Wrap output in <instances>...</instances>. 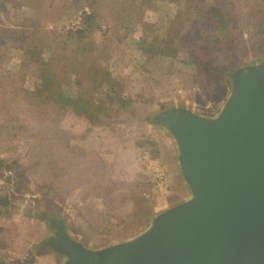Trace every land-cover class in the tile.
<instances>
[{
  "label": "rangeland",
  "instance_id": "rangeland-1",
  "mask_svg": "<svg viewBox=\"0 0 264 264\" xmlns=\"http://www.w3.org/2000/svg\"><path fill=\"white\" fill-rule=\"evenodd\" d=\"M24 1L0 0V44L16 41L24 15L19 5ZM84 1L36 0L38 9L34 10L38 18L42 14L43 28L60 36L83 29L84 17L94 11ZM113 1L122 9L130 6L124 0H104L100 12L106 10L102 13L107 17L102 22L105 27L96 29L92 37L99 50L95 55L100 64L98 79L104 86H115L116 91L124 86L127 106L120 108L119 104L112 113L99 116L69 113L58 120L56 112L29 105L27 93L22 94L25 100L11 93L0 97V195L5 196L0 198V260L8 264H59L60 256H48L44 247L36 245L45 226L43 219L66 220L75 237L98 249L134 236L154 212L184 197L176 146L164 128L152 123L154 117L172 107L215 114L228 95L229 71L238 63L264 57V37L253 34L245 16L242 24L241 18L237 20L239 40L223 47L205 65H189L179 41L173 40L170 47L176 54L175 64L157 72V63L150 64L136 46L138 38L154 34L156 22L174 18L178 4L136 0L145 16L143 26L140 21L134 27L133 22L128 27L116 25L105 34L106 23L113 21L109 6L117 8ZM190 36L198 41L197 35ZM8 44L1 48L0 65L7 63L17 86L34 90L40 73L54 68L52 52L42 51L41 60L34 62L24 57L17 44ZM3 50L11 54L6 60L1 56ZM141 83L143 89L137 90ZM80 90L73 82L68 92L75 95ZM3 119H9L10 125L2 127ZM143 133L159 144L154 152L157 159L149 163V169L140 147L123 145Z\"/></svg>",
  "mask_w": 264,
  "mask_h": 264
},
{
  "label": "water",
  "instance_id": "water-1",
  "mask_svg": "<svg viewBox=\"0 0 264 264\" xmlns=\"http://www.w3.org/2000/svg\"><path fill=\"white\" fill-rule=\"evenodd\" d=\"M227 81L215 114L172 107L152 121L176 146L184 197L103 248L56 217L42 220L36 245L59 264H264V57L238 63Z\"/></svg>",
  "mask_w": 264,
  "mask_h": 264
},
{
  "label": "trees",
  "instance_id": "trees-1",
  "mask_svg": "<svg viewBox=\"0 0 264 264\" xmlns=\"http://www.w3.org/2000/svg\"><path fill=\"white\" fill-rule=\"evenodd\" d=\"M124 1L126 4H130L127 9H122V5H119L117 1H113L117 4V8L109 6V14L113 16V21L110 19L106 23L107 26L103 30L105 34L111 33L112 27L116 25L128 27L133 22L132 27H134L140 21V26H143L141 21L145 19V16H143L144 13L142 14L137 1ZM167 1L178 4L179 7L174 12L175 17L170 20L163 19V21L156 22V32L141 35L136 45L140 48L142 54L147 56L146 58L150 64L157 63V72L162 69L161 67L167 68L175 64L176 54L170 47L173 40L179 41V50L181 53L186 54L184 60L189 65L195 68L202 66V64L205 65L206 62L204 61L216 56L223 47L231 46L239 40L241 35L238 31L237 20L241 18L240 24H242L245 16H248L246 19L249 20L253 34L264 37V0ZM24 2L19 5L20 8L22 7L24 15L20 16V29L16 30L14 37L16 41L7 44H17L19 46L18 50H23L24 57L34 62L40 61L41 52L47 49L52 52L51 61L54 68L51 71L41 72L37 87L29 91L14 83L13 74L7 67V63L0 65V76L2 78L0 80V97L3 94L11 93L10 95L17 94L23 98L22 94L27 93L26 100L23 99L29 105L39 110L56 112V115L59 114L56 117L58 120L69 113L82 116L83 114L99 116L108 112L112 113L119 104L120 108L123 107L122 104L127 106L126 94L123 91L124 86L118 89L120 91H116L115 86L110 83H106L104 86L98 79L100 64L95 55L99 50L92 33L96 29L102 30L105 27L102 22L107 20V17L106 14L102 15L104 11L100 12L104 0H85L83 4L89 3L94 11L84 17L83 29L67 31L62 35L57 32L60 36H57L52 30L43 28L42 14L38 18L34 10L37 8L36 0H25ZM104 13H106V10ZM1 23L0 21V34L3 27ZM22 34L25 36L21 39ZM199 34H202L205 40H202L203 37L200 38ZM190 35H197L198 41H195V37ZM18 40L22 42L17 43ZM7 44H0V51ZM9 55L11 54L5 50L1 53L2 58L5 60ZM143 76L144 74L141 76L142 82ZM73 82L76 89L81 90L79 92L75 91L77 92L75 95H69L68 91ZM141 87L143 89L144 84H139L137 90H140ZM72 98L75 101H72ZM0 105H2V100H0ZM8 121L9 119H3L1 122L2 127L10 125ZM49 121H52V119ZM99 124L98 126L102 125ZM97 134L100 135V133ZM127 144L136 145L143 150L140 154L144 155L147 160L145 168L149 169V163L156 161L157 155L154 156L156 154L154 152L155 149L158 152L159 149L156 147H159V144L150 134L143 133L123 142L125 147L128 146ZM20 170L21 168L18 167L17 172H20ZM152 176L157 180L153 173ZM148 178L146 179L148 180ZM130 183L131 181L128 182L129 185ZM1 197L5 196L0 195ZM133 207H138V205L134 204ZM0 264H8V262L0 260Z\"/></svg>",
  "mask_w": 264,
  "mask_h": 264
}]
</instances>
